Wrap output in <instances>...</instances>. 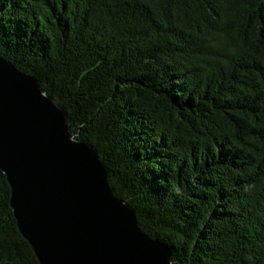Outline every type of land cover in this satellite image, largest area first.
<instances>
[{
	"label": "trees",
	"instance_id": "trees-1",
	"mask_svg": "<svg viewBox=\"0 0 264 264\" xmlns=\"http://www.w3.org/2000/svg\"><path fill=\"white\" fill-rule=\"evenodd\" d=\"M39 79L172 264H264V0H0ZM0 170V264H40Z\"/></svg>",
	"mask_w": 264,
	"mask_h": 264
},
{
	"label": "water",
	"instance_id": "water-1",
	"mask_svg": "<svg viewBox=\"0 0 264 264\" xmlns=\"http://www.w3.org/2000/svg\"><path fill=\"white\" fill-rule=\"evenodd\" d=\"M34 75L0 56V170L17 226L40 264H172L111 186L94 147Z\"/></svg>",
	"mask_w": 264,
	"mask_h": 264
}]
</instances>
